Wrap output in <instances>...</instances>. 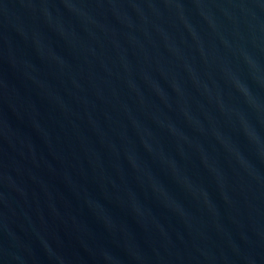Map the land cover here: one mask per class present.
<instances>
[{
	"label": "water",
	"instance_id": "95a60500",
	"mask_svg": "<svg viewBox=\"0 0 264 264\" xmlns=\"http://www.w3.org/2000/svg\"><path fill=\"white\" fill-rule=\"evenodd\" d=\"M0 264H264V0H0Z\"/></svg>",
	"mask_w": 264,
	"mask_h": 264
}]
</instances>
